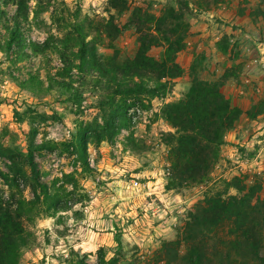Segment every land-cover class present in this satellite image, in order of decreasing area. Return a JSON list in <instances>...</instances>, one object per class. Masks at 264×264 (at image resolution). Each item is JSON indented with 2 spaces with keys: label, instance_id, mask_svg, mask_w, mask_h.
<instances>
[{
  "label": "rangeland",
  "instance_id": "1",
  "mask_svg": "<svg viewBox=\"0 0 264 264\" xmlns=\"http://www.w3.org/2000/svg\"><path fill=\"white\" fill-rule=\"evenodd\" d=\"M47 11L21 23V36L43 41L48 30L57 33L56 14L70 17L79 10L99 20L107 17L108 0H51ZM130 5H151L159 13L172 0H129ZM200 3H206L200 0ZM208 7L190 3L185 20L189 24L185 47L177 55L180 76L155 97H130L121 105L127 126L112 141L96 144L88 126L103 124L98 95L85 90L82 100H73L57 88L35 95L20 82L37 76L44 86L47 75L62 66L58 55L48 51L18 59L14 51L0 49V143L9 150L15 163L0 156V172L13 176L11 165H21L19 183L26 201L34 199L28 182L30 169L25 164L27 134L35 132L37 142L56 146L35 152L40 182L48 186L53 199L40 201L23 223L29 231V245L22 250L20 264H76L84 258L95 262L100 247L111 257L121 243L123 258L134 264H153L162 240L177 238L179 227L194 203L213 195L226 197L236 190L226 186L235 177L252 183L264 177V0H217ZM34 6V2H31ZM0 9L10 18L15 7ZM57 16V15H56ZM4 21V19L2 20ZM61 30V29H60ZM0 31L4 33L2 22ZM137 34L125 30L113 40L97 42L99 54L118 59L132 57ZM3 41V40H1ZM224 47L223 52L220 48ZM115 50V51H114ZM160 48L151 51L157 55ZM72 70V77L78 78ZM56 77H58L56 75ZM194 78L222 83V90L242 114L225 136L219 159L207 179L196 185L168 188L170 168L168 145L163 132L173 131L161 116L164 104L184 96ZM78 85V82H74ZM84 134L91 170L82 171L73 146ZM129 137L142 151H131ZM0 188L9 187L0 175ZM54 204L58 206L55 208ZM56 210H54V208ZM157 264H164L163 261Z\"/></svg>",
  "mask_w": 264,
  "mask_h": 264
},
{
  "label": "trees",
  "instance_id": "2",
  "mask_svg": "<svg viewBox=\"0 0 264 264\" xmlns=\"http://www.w3.org/2000/svg\"><path fill=\"white\" fill-rule=\"evenodd\" d=\"M205 1L204 5L200 0H172L156 13L150 4L130 5L129 0H108L107 17L96 20L81 15L79 10L70 17L56 14L54 20L61 30L57 33L48 30L43 41L26 44L20 33L21 23L29 20L31 12L38 18L52 1L0 0L2 5L15 7L9 19L4 18L7 13L0 9V23L4 28L3 34L0 31V49L5 53L14 51L18 59L48 51L56 53L62 66L55 75H47L46 86L34 75L21 81L20 86L35 95L57 88L73 100H82L85 90L97 92L103 124L88 126L87 130L93 132L91 140L96 144L102 139L110 142L127 126L121 105L125 99L158 96L166 91L173 78L181 75L177 55L184 49L188 35L185 10L190 3L202 9L217 0ZM127 29L137 34V48L132 57L119 60L115 50L111 56L98 53L97 42L107 38L112 44ZM157 48H160L159 53L152 54ZM220 49L226 50L223 46ZM73 69L78 71L77 79L72 77ZM241 114V109L222 90V83L198 78L192 80L183 97L164 104L161 116L173 128L162 133L169 147L167 187L204 182L219 159L227 132L234 128ZM34 136V131L27 134L24 157L31 172L28 184L34 199L26 201L22 196L23 188L18 180L21 165L10 166L13 176L0 172L9 187L7 194L0 188V264H20L22 250L30 241L23 216H28L40 201L38 188L45 200L53 199L48 186L40 182L35 152L50 150L56 144L37 142ZM86 138L81 134L74 142L62 145L64 150L73 146L82 171L89 172ZM126 146L136 153L142 151L133 137L128 138ZM8 150L0 143V156L15 163ZM21 175L24 177L25 173ZM226 186L234 188L236 194L208 196L194 203L179 227L177 238L160 242L153 264L161 261L164 264H264V177L252 183L235 177ZM116 240L117 250L113 256L107 257L106 250L100 247L95 262L81 258L76 264H134L123 258L121 243Z\"/></svg>",
  "mask_w": 264,
  "mask_h": 264
}]
</instances>
